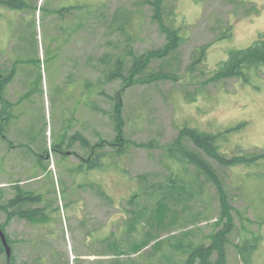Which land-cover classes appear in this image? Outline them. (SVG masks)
Here are the masks:
<instances>
[{
    "label": "rangeland",
    "instance_id": "1",
    "mask_svg": "<svg viewBox=\"0 0 264 264\" xmlns=\"http://www.w3.org/2000/svg\"><path fill=\"white\" fill-rule=\"evenodd\" d=\"M23 1L24 17L15 16L9 28L0 18V70L6 75L17 67L4 91L7 101L0 102V112L7 103L13 112H3L13 121L0 137V206L19 185L55 207L47 212L49 223L41 224L0 208V229L12 249L11 261L5 252L0 264H186L195 247H209L215 234L229 229L228 264H245L241 244L248 242L256 245L247 256L264 264V162L228 168L202 153L222 180L225 208L216 185L179 161L181 151H172L189 128L224 135L219 147L226 159L264 154V68L250 73L247 83L214 78L233 52L264 34V0H78L99 7L101 19L78 28L87 9H75L77 32L66 41L51 20L58 0ZM116 12L133 15L127 35L119 23L111 26ZM167 29L185 39L178 60L156 57L139 77L106 88L122 111L127 151L118 148L115 155L114 148L99 147L95 155L110 152L114 160L89 170L83 160L91 151L80 143L67 140L56 149L77 131L92 146L115 140L110 115L87 107L88 57L118 58L130 46L129 33L138 55L164 51ZM230 29L231 39H224ZM210 44L199 62V50ZM156 74L168 77L150 79ZM96 101L112 110L107 98ZM171 180L181 186L163 200L155 186L164 194Z\"/></svg>",
    "mask_w": 264,
    "mask_h": 264
},
{
    "label": "trees",
    "instance_id": "2",
    "mask_svg": "<svg viewBox=\"0 0 264 264\" xmlns=\"http://www.w3.org/2000/svg\"><path fill=\"white\" fill-rule=\"evenodd\" d=\"M150 3V2H148ZM159 2H155L154 5H158ZM18 4V7L17 5ZM12 10L24 9V4L21 1H13L9 4ZM77 9V8H76ZM84 9V8H83ZM87 9L86 20L78 17L79 21L76 25L78 28H84V26L88 27L89 22L94 20H100L99 11L101 10L99 7H95L90 9V7H86ZM75 12V9H73ZM84 13V12H83ZM96 14V18L93 15ZM0 18H2L0 14ZM133 18L132 14H126L121 12H116L113 18V22L111 26L113 27L114 24L119 23L120 31L122 34L127 35L126 26L130 27L131 19ZM3 22V20H2ZM73 35L77 32V30H72ZM231 29L228 32L223 33L224 39H231ZM166 33L168 34L169 44L166 46L164 51H156V52H149L148 54L138 55L134 50V44L136 43V39L130 36L127 39L128 44L130 46L126 48V50L122 53L121 56L118 58L113 54L106 53L100 57L97 56H90L87 59V67L89 69V77L85 80V87L87 93V107L90 111L95 114H109L110 120L114 125V132L116 134L115 140L112 142H108L105 139H100L99 144L92 146V142L88 140L85 136H83L79 131H77L72 137H69L68 134L65 137L64 143L61 146L56 147V149H60L62 151L63 145L66 144L67 140L69 143H80L82 148L88 152L91 151V154L87 160H83L87 162L90 169L96 168H104V164L102 163L103 160L107 162H112L114 160V155L112 156L110 152H102L96 154L97 148L101 147L102 149L106 147H111L115 149V155L118 148L121 150H126V147L123 145L125 142L123 141V118H122V111L119 107V103L117 102L116 97L108 96L106 93V88L109 87L112 83L117 80H122L123 82H128L134 77H139L143 74L145 69L149 66L150 62L156 57H165L166 55H171L172 57L177 56L175 59H179V50L181 46L184 44L185 39H183L180 34L176 30L167 29ZM66 41V40H65ZM206 46L199 50L200 57L198 58L199 62L202 61L204 58V53L207 49L211 46ZM128 63H131V67L127 70L126 66ZM17 65V64H16ZM264 68V34L261 35L260 39L249 49L242 50V51H235L231 54L230 59L227 62L222 63L214 78L216 79H232L237 78L238 80L248 82L249 75L255 70L263 69ZM17 72V67L14 66L8 74L4 75V72L0 70V102L3 104L7 101L5 97L4 91L6 87L13 82L14 77ZM151 77V76H150ZM168 76L166 75H159L156 74L152 76L150 79H167ZM107 98L112 103V110L106 111L98 105L96 99L98 98ZM11 105L7 103V108L3 109L8 114H12L10 110ZM4 111L0 112V115H4ZM8 118V125L11 123L12 116L7 115ZM75 120H73V123ZM224 135H209L203 132H200L195 129L184 128L180 131V135L173 148L172 151H181L183 157L178 158L183 164H189L195 167L199 174L204 175L209 181L214 183L218 189V194L220 197V201L223 203L225 208H228L226 205L228 201V197L226 191L223 188L222 180L219 178V175L216 174L215 170L211 166V164L206 160L204 155L211 157L212 159L216 160L218 163L222 165L233 168L235 166H240L246 163H257V162H264V154H253L252 156L248 155H237L230 159H226L220 154V147H219V139L222 138ZM185 140L191 142L200 152L191 150L186 144L184 143ZM178 148V149H177ZM122 152V151H121ZM67 154V152H64ZM204 153V155L202 154ZM69 152L67 156H69ZM109 159V160H108ZM112 160V161H110ZM140 179H146L145 177H141ZM173 185H170L168 192L163 191V187L155 186L156 192L160 193L161 198L164 200L169 201L172 199L174 194L176 195V188L181 186L179 181L171 180ZM81 187V186H80ZM100 189V188H99ZM101 190V189H100ZM100 194H103L101 191ZM42 195L36 193L35 191H26L23 188H20L19 185L16 186V195L15 198L11 200L9 206H0L3 211L12 210L11 215L16 216L20 219H24L30 223L38 222L40 217L41 223L45 221H50L52 218H49L47 215L48 207L44 208H36V204H41L43 202H47ZM160 201V200H159ZM162 203V202H159ZM161 205V204H160ZM53 208V207H52ZM61 211L60 208H58ZM54 211V210H53ZM56 211V210H55ZM230 232L229 230L221 231L214 235L212 238V243L209 247L198 246L195 247L188 259L186 264H195L198 261V264H228L227 260V250L226 246L228 245V238L227 235ZM241 244V255L242 260L245 264H253L254 257L250 258L247 256L246 252L252 251V248L256 244ZM2 245V244H1ZM254 245V246H253ZM256 249V247H255ZM3 245L0 246V254H4ZM214 254L217 255V259L214 260Z\"/></svg>",
    "mask_w": 264,
    "mask_h": 264
},
{
    "label": "flooded vegetation",
    "instance_id": "3",
    "mask_svg": "<svg viewBox=\"0 0 264 264\" xmlns=\"http://www.w3.org/2000/svg\"><path fill=\"white\" fill-rule=\"evenodd\" d=\"M13 1H21L24 4V9L22 10H12V8H10L9 4ZM87 3V2H86ZM18 7V4H16ZM26 4L23 0H0V11H1V16H2V20L3 22H5V27L9 28V26L11 25V22L15 20V16H23L25 15V11H26ZM87 4L85 5L84 3L78 1V0H58L57 1V8L55 9V11L52 13L51 15V20L55 26L56 30H59V35L60 36H64L65 40L69 39L72 35V24H73V9L76 8H86ZM16 21V20H15ZM8 118L7 116L4 115H0V137L1 139H5L7 135H5V131L8 129ZM16 193V192H15ZM16 195V194H15ZM15 198V196H14ZM12 198V199H14ZM12 199H9L6 203V205L4 206H9L10 202ZM36 208H46L48 207V210H51V208L55 207L54 204L52 205L50 202H43L41 204H36L35 205ZM8 211H12L11 209ZM7 211V216L9 217V213ZM13 218H18L16 216H14ZM38 224H41L40 221V217H38ZM20 219V218H19ZM48 222L49 221H45ZM43 222V223H45ZM8 241V239H7ZM9 243V242H8ZM11 260H8V262H10ZM40 261V260H39ZM38 264H41L40 262Z\"/></svg>",
    "mask_w": 264,
    "mask_h": 264
},
{
    "label": "water",
    "instance_id": "4",
    "mask_svg": "<svg viewBox=\"0 0 264 264\" xmlns=\"http://www.w3.org/2000/svg\"><path fill=\"white\" fill-rule=\"evenodd\" d=\"M0 240H1L2 245L6 251L7 258H8V260H10L11 256H12V249L8 244V241H7V238L4 234V232L1 229H0Z\"/></svg>",
    "mask_w": 264,
    "mask_h": 264
},
{
    "label": "crops",
    "instance_id": "5",
    "mask_svg": "<svg viewBox=\"0 0 264 264\" xmlns=\"http://www.w3.org/2000/svg\"><path fill=\"white\" fill-rule=\"evenodd\" d=\"M38 178H40V177H38Z\"/></svg>",
    "mask_w": 264,
    "mask_h": 264
}]
</instances>
